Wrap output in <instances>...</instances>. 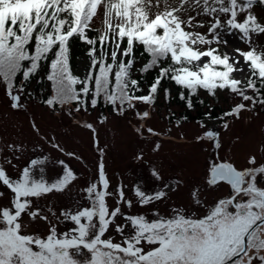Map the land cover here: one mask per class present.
I'll use <instances>...</instances> for the list:
<instances>
[{
    "label": "snow or ice",
    "instance_id": "snow-or-ice-1",
    "mask_svg": "<svg viewBox=\"0 0 264 264\" xmlns=\"http://www.w3.org/2000/svg\"><path fill=\"white\" fill-rule=\"evenodd\" d=\"M261 37L264 0H0L7 107L27 114L36 102L66 114L91 132L99 153L93 179L77 187L72 163L83 157L34 118V143L0 137V264H264V140L237 165L221 157L222 132L207 123L226 133L230 120L264 110ZM76 45L88 62L82 76L71 63ZM165 85L189 112L205 106L202 94L233 101L219 115L206 106L197 121L196 142L217 152L181 204L173 195L184 181L165 180L156 166L143 184L121 180L113 188L97 128L77 119L107 107L118 117L131 114L138 135L158 137L150 109L161 94L174 99ZM108 119L100 113L96 123ZM160 148L154 143L151 151ZM53 150L65 158L53 159ZM50 168L57 169L51 178ZM63 198V206L55 203Z\"/></svg>",
    "mask_w": 264,
    "mask_h": 264
},
{
    "label": "rangeland",
    "instance_id": "rangeland-1",
    "mask_svg": "<svg viewBox=\"0 0 264 264\" xmlns=\"http://www.w3.org/2000/svg\"><path fill=\"white\" fill-rule=\"evenodd\" d=\"M257 11L260 10L257 9ZM259 41L264 43V37L259 38ZM76 65L81 72H84L87 68V60L81 56L77 59ZM211 103L227 109L233 101L231 96L221 95L216 102L211 100ZM140 107L142 110H149L147 106ZM183 109V107L167 103L163 98L157 100L155 107L150 109L152 118L149 124L160 133L158 137L138 135L134 131L137 122L131 114L128 117L107 114L109 119L103 125L96 123L100 115L99 110L91 114H78L77 119L81 124L93 122L97 128L99 147L104 150L106 169L113 188L121 180L128 185H131L133 181L143 184L149 175L150 167L156 166L165 180L184 181L179 194L173 195V202L181 204L187 202L191 187L202 182L205 165L215 158L217 152L208 142H196L195 137L203 131L196 120H176V117L181 116ZM257 111L259 115L244 113L243 119L230 120V129L226 133L219 128L216 121H207L208 127H214L215 130L222 132L223 146L220 151L222 158H230L237 165H242L247 154L254 151L256 146L264 140V110L257 109ZM33 118L43 133L55 136L56 141L66 150L75 151L83 157V164L73 161L72 166L81 177L77 187L87 185L93 179L99 159V153L93 147L91 132L66 114L53 113L36 102L29 103L27 114L14 112L7 107V100L0 92V137H3L5 143L9 141L34 143L36 137L31 130ZM177 122H180L179 127H176ZM154 143L161 144L158 152L151 151ZM140 154L144 155L143 163L136 160V156ZM50 155L53 159L65 158L55 150ZM56 171V168H50L48 176L54 177ZM128 195L131 196L130 191ZM213 198L215 194L210 197V199ZM55 203L63 206L67 203V198ZM38 230H44L42 224Z\"/></svg>",
    "mask_w": 264,
    "mask_h": 264
},
{
    "label": "trees",
    "instance_id": "trees-1",
    "mask_svg": "<svg viewBox=\"0 0 264 264\" xmlns=\"http://www.w3.org/2000/svg\"><path fill=\"white\" fill-rule=\"evenodd\" d=\"M72 60H71V63H72V68L74 70V73L77 74V75H83L85 73L86 70H84V72H81L80 69L77 67L76 65V61L79 57H85L84 55V49L82 46H79V45H76L73 47V50H72ZM87 60V59H86ZM144 63V60L143 59H140L139 60V63H138V67L141 66L142 64ZM87 66H88V62H87ZM147 81L145 80V83ZM165 86H169V85H165ZM39 86L33 84V88L34 89H38ZM169 87H172V94H173V97L174 99L172 100L171 105H177V106H180V107H183V111L181 113V116L179 117H176V120L180 121V118L182 116H187L188 117V120H196V121H200V120H203L204 117H203V113L207 110V107L206 106H211L212 109H214V112H213V115H219V114H222V112L224 111H227V110H230V107H228L227 109H223L221 108L220 106L216 105L215 103H211V100H213L214 102L217 101V98H212V97H209L207 96H204L205 94H202L201 95V99H203L205 101V106H198L195 110L189 112L184 106H183V102H180L178 101L177 99H175V96H176V89L174 86H169ZM39 92H42L45 96H48L50 95V90L48 88H39ZM160 98H163V95L161 94ZM164 99V98H163ZM168 103V102H167ZM100 113H103L105 115L107 114H110L111 112L109 111V109L107 107H101L99 109ZM193 112V114H192ZM195 113V114H194ZM112 114V113H111ZM170 116V115H169ZM175 116V115H174ZM173 116V117H174ZM171 117V116H170Z\"/></svg>",
    "mask_w": 264,
    "mask_h": 264
},
{
    "label": "flooded vegetation",
    "instance_id": "flooded-vegetation-1",
    "mask_svg": "<svg viewBox=\"0 0 264 264\" xmlns=\"http://www.w3.org/2000/svg\"><path fill=\"white\" fill-rule=\"evenodd\" d=\"M223 194H227V186H225V190H224V193Z\"/></svg>",
    "mask_w": 264,
    "mask_h": 264
}]
</instances>
